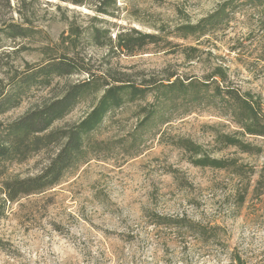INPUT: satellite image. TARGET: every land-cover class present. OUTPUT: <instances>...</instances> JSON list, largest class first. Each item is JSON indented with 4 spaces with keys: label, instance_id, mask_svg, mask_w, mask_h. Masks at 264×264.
I'll list each match as a JSON object with an SVG mask.
<instances>
[{
    "label": "rangeland",
    "instance_id": "rangeland-1",
    "mask_svg": "<svg viewBox=\"0 0 264 264\" xmlns=\"http://www.w3.org/2000/svg\"><path fill=\"white\" fill-rule=\"evenodd\" d=\"M220 8L224 17L205 35L179 37L175 31ZM263 9L258 0H0L1 23L27 20L30 28L27 37H2L0 89L26 64L49 56H73L78 68L53 77L49 86L31 88L0 120L16 119L88 78L153 86L171 75L203 79L217 66L227 83L259 95L264 109ZM93 28L99 29L97 40L89 35ZM133 28L160 39L134 54L111 49L107 36ZM156 93L110 112L92 133L91 140L99 142L93 155L54 187L11 204L0 193V264H231L230 252L245 264H264V191H253L264 164V138L241 134L205 103L177 99L159 106L161 113L133 140ZM99 95L87 96L53 127L78 122ZM218 133L238 137L252 151L224 146ZM180 138L198 144L204 155L234 159L245 174L194 165L197 156L179 147ZM57 148L5 162L0 185L39 173ZM151 212L218 225L220 241L156 226Z\"/></svg>",
    "mask_w": 264,
    "mask_h": 264
},
{
    "label": "trees",
    "instance_id": "trees-1",
    "mask_svg": "<svg viewBox=\"0 0 264 264\" xmlns=\"http://www.w3.org/2000/svg\"><path fill=\"white\" fill-rule=\"evenodd\" d=\"M80 2L81 0H74V3ZM263 4L264 0H258V5ZM97 11L107 13L102 8ZM224 15L225 9L220 8L195 24L177 26L175 31L178 32L179 37L203 36L209 27ZM24 23H28L27 20L19 24L12 21L0 22V48L3 36L14 39L27 37L30 34V28ZM98 33L99 29L93 28L89 35L97 40ZM107 39L111 49L116 48L121 52L134 54L147 44L157 43L160 37L133 28L129 31L116 32L113 39L109 36ZM77 69L73 56L68 54L46 57L43 63L33 66L26 64V68L19 75L9 79L7 88L0 89V116L18 106L23 95H26L31 88L49 86L53 77L68 75ZM172 77L174 75L167 79V83L155 82L153 86L143 83L137 85L123 79L105 80L98 83V78H88L66 85L59 95L44 101L16 119L0 120V177L3 174L2 169L5 162H22L43 148L58 145L55 154L39 173L2 180L0 193L11 204L26 196L40 194L57 185L63 177L93 155L94 148L99 145V142L91 140L92 133L101 126L110 112L121 107L125 102L143 100L152 91L157 92L154 97L156 103L149 104L152 108L138 123L137 129L131 133L133 140L142 134V131H139L141 126L144 129L145 125L153 123L154 115L161 113L159 106L166 107L177 99L190 101L198 106L205 103L211 111L227 117L236 124L241 134L264 138L262 98L250 91L242 92L232 83H227L226 74L220 66L215 67L203 79L174 77L170 80ZM97 92H100L99 97L91 106L90 111L78 122L53 127L56 121L68 115L80 101ZM216 139L224 146L237 147L242 152H251L253 148L231 134L218 133ZM178 145L193 156H197L192 160L196 166L215 169L231 168L232 172L237 175L245 174L244 165L238 164L234 159L222 160L204 155L201 147L190 139L180 138ZM253 191L255 193L264 191V164ZM243 199L241 195L239 201L242 202ZM149 217L156 226L189 233L203 242L220 241L222 228L218 225L202 223L186 216L170 217L154 212H151ZM229 259L231 264H245L234 252H230Z\"/></svg>",
    "mask_w": 264,
    "mask_h": 264
}]
</instances>
